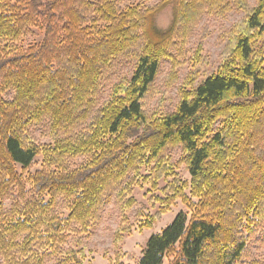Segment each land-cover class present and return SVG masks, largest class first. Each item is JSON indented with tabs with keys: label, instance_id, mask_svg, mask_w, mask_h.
Returning a JSON list of instances; mask_svg holds the SVG:
<instances>
[{
	"label": "trees",
	"instance_id": "obj_1",
	"mask_svg": "<svg viewBox=\"0 0 264 264\" xmlns=\"http://www.w3.org/2000/svg\"><path fill=\"white\" fill-rule=\"evenodd\" d=\"M231 10L241 16L215 70L200 81L189 70L174 108L149 111L164 60L167 85L177 80V43L203 12ZM33 29L40 38L24 45ZM0 42V264H83L82 247L62 245L88 234L112 197L126 221L140 179L166 181L140 227L177 200L187 211L128 255L134 264H264L246 256L264 226V0H0ZM39 124L50 141L31 135Z\"/></svg>",
	"mask_w": 264,
	"mask_h": 264
},
{
	"label": "rangeland",
	"instance_id": "obj_2",
	"mask_svg": "<svg viewBox=\"0 0 264 264\" xmlns=\"http://www.w3.org/2000/svg\"><path fill=\"white\" fill-rule=\"evenodd\" d=\"M128 1V0H124ZM132 1V0H130ZM142 1L143 4L150 6L157 0H135ZM241 13L231 10L224 15L219 16L215 12H203L202 16L194 24L189 33L185 44L177 43V47L173 49V54L177 58L175 71L177 80L171 85H167L168 75L170 73L171 62L164 60L160 66L159 74L154 83L153 89L146 101V107L149 111H171L178 99V90L189 70L195 68L198 70L199 77L197 81L202 80L206 75L215 70L221 60V52L226 42L231 26L240 18ZM171 8L166 7L156 17V26L160 30L166 29L171 21ZM40 35L36 29L27 35L24 39V45L27 42L37 40ZM201 44V50L197 55L196 50ZM181 46V47H180ZM2 44L0 42V51ZM198 56V58H197ZM195 64V66H193ZM129 70H124L123 72ZM9 94H12L9 92ZM5 97L8 95L4 94ZM31 135L38 142L50 141L48 130L42 124L30 128ZM170 154V161L174 164L178 176L182 180L189 181L190 176L182 164L176 163L180 156V149L173 148L167 151ZM83 158H76V163L82 161ZM41 157H37L29 167L33 171L40 167ZM143 172V171H141ZM146 172V171H145ZM171 178V177H170ZM133 184L132 195L135 204L131 207L126 221H122V215L118 201L114 197L108 203H104L99 218L94 222L88 234L81 235L76 239L74 235H70L63 249L80 248L84 250L85 257L83 264H134L133 259H128V255L138 256L142 253L146 245L147 239L154 233L160 232L168 225L179 211H187L186 206L180 200H177L170 209L163 213L159 219L154 221L151 227H140L143 219L148 215L154 214L158 203L155 202L154 196L159 194V188L164 186L163 179L157 184V189L152 186L151 180ZM153 201L155 204H153ZM9 199L6 200V206H9ZM61 200L56 210L62 214H66L67 210ZM123 227L121 235H117L116 231L119 226ZM76 240H80L77 244ZM247 259L264 260V226L257 228L251 235L247 244ZM2 261L0 257V262ZM53 259L48 260L45 264H52ZM243 263V262H242Z\"/></svg>",
	"mask_w": 264,
	"mask_h": 264
}]
</instances>
